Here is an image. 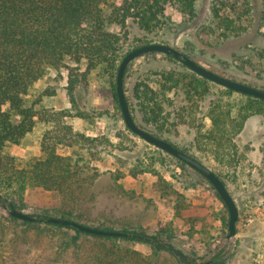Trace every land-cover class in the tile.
Returning <instances> with one entry per match:
<instances>
[{
  "label": "trees",
  "instance_id": "trees-1",
  "mask_svg": "<svg viewBox=\"0 0 264 264\" xmlns=\"http://www.w3.org/2000/svg\"><path fill=\"white\" fill-rule=\"evenodd\" d=\"M196 1L0 0V231L4 241L0 248V264H227L230 260L232 253L227 242L206 256H189L172 242L173 223L150 232L142 227H105V220L92 216L90 207L94 204L91 201L95 199L92 188L101 172L91 161L101 160L106 149L114 144L106 134L90 135L67 121L68 117H87L78 109L74 96L78 81L73 78L74 71L81 67H85L87 74L104 79L109 94L121 108L117 91L120 64L133 48L152 43L148 37L134 41L126 30L128 19L133 18L147 35H153L164 26L169 6L192 18L196 13ZM245 5L239 0L215 1L214 15L219 19L217 22L224 36H238L248 29L244 17L248 18L251 8ZM227 8H232L231 13L222 15ZM108 23L121 25L123 30L109 31ZM159 54L177 60L162 52H148L140 57ZM133 61L126 68L124 84L136 122L140 116L147 125L165 128L173 110L178 118L177 126L195 122L199 101L213 95L204 115V119L210 120V127L198 125L195 146L223 168L239 167L243 153L236 139L249 118L264 116V98L228 87L217 88L216 83L198 75L179 60L183 70L156 73L158 86L151 83V73L142 76L129 94L126 78ZM64 69L71 71L69 91L76 113L69 108L36 109L26 104L25 97L38 80L51 70L59 73ZM176 92L185 94V106H177L172 96ZM38 128L42 133L37 154L25 159L11 153L13 146L21 145ZM62 146L74 148L77 155L61 153ZM146 157L131 162L126 173L115 171L113 180L119 183L125 174L137 179L152 173L160 180L155 188L163 195L177 194L175 206L181 209L186 199L165 178L163 170L156 165V158ZM159 161L167 165L166 158L160 157ZM217 174L225 182L227 174ZM119 187L128 193L123 184L119 183ZM32 188L59 193L64 207L55 209V213L48 210L26 212L37 220L13 215V207L25 212L22 205L27 191ZM50 217L74 219L88 225L98 220L100 224L96 227L119 230L123 234L89 233L76 226L46 222ZM219 218L228 229L227 205ZM83 219L86 222L81 221ZM88 236L94 239L88 241ZM45 237H49L46 242L49 252L33 260L32 251L39 248ZM137 243L147 245L149 251L137 249Z\"/></svg>",
  "mask_w": 264,
  "mask_h": 264
},
{
  "label": "rangeland",
  "instance_id": "rangeland-1",
  "mask_svg": "<svg viewBox=\"0 0 264 264\" xmlns=\"http://www.w3.org/2000/svg\"><path fill=\"white\" fill-rule=\"evenodd\" d=\"M215 1L197 0L196 13L192 18L185 17L176 7L169 6L164 26L153 35H147L133 18L128 19L126 30L136 42L148 37V41L175 46L216 73L264 89V0H239L240 4L247 3L251 9L248 18L247 15L244 17L249 19L245 21L248 29L238 36L223 35V29L217 22L219 19L214 15ZM231 9L227 8L221 14L228 15ZM107 29L113 32L123 30L116 23H108ZM183 69L178 60L164 55L138 57L127 72L126 87L130 94L140 78L149 73L153 75L151 83L158 86L155 81L156 73ZM70 73L69 69L59 73L49 71L31 87L25 97L26 104L36 109L69 108L76 113L69 91L72 78ZM73 78L78 80L74 91L78 109L85 112L87 117H68L67 121L87 134H106L114 144L106 149L101 160L91 161L101 172L92 188L95 193V199L91 201L94 205L90 207L92 216L105 220V227H142L150 232L167 228L173 223L175 231L172 242L189 256L196 258L208 255L211 250L227 242L229 228H225L219 218L226 210V205L211 182L190 165H183L172 154L133 132L125 122L122 109L109 94L102 77L87 74L85 67H81L74 71ZM215 85L217 88L222 87ZM217 88H214V92H217ZM172 96L177 106L186 105L185 94L176 92ZM212 97L199 101L200 109L195 122L177 126L178 118H175L173 110L165 128L147 125L140 116L137 117V123L199 158L217 173L227 174L225 182L239 205L238 232L233 239L232 256L227 264H264V116L254 115L249 118L236 139L243 153L239 167L223 168L200 153L195 146L198 125L210 127V120L204 119V115ZM41 133L42 130L38 128L21 145L13 146L11 153L25 159L37 154ZM59 150L64 154L77 155L74 148L62 146ZM147 155L156 158V165L163 170L165 178L186 199L181 204V209L175 206L178 202L177 194L163 195L155 188L160 180L152 173H145L137 179L125 174L119 183L123 184L128 193H124L119 183L113 180L115 171L122 170L126 173L131 162L138 158L147 159ZM160 157L166 158L167 165H162ZM59 207H64L59 193L32 188L27 191L22 210H48L55 213V209ZM81 221L86 222V219ZM89 224L96 226L100 223L96 220ZM48 238L45 237L39 248L32 251L33 260L38 255L49 252L46 243ZM86 239L90 241L94 238L88 236ZM2 241L0 231V248L4 243ZM135 247L149 251L145 244L137 243Z\"/></svg>",
  "mask_w": 264,
  "mask_h": 264
},
{
  "label": "water",
  "instance_id": "water-1",
  "mask_svg": "<svg viewBox=\"0 0 264 264\" xmlns=\"http://www.w3.org/2000/svg\"><path fill=\"white\" fill-rule=\"evenodd\" d=\"M148 52H162L166 54H170L175 57L177 60L184 63L186 66L191 68L194 72L198 75L215 82L223 87L232 88L236 91L256 95L258 97L264 98V90L254 87L249 84L242 83L220 73H216L215 71L207 68L206 66L202 65L201 63L197 62L195 59L181 51L175 46L161 43V42H152L140 45L138 47L133 48L130 50L123 58L117 75V91L119 102L121 105L122 113L125 119L126 124L128 127L143 139L156 145L157 147L165 150L166 152L172 154L173 156L177 157L178 159L184 161L197 171H199L202 175H204L214 186L216 191L222 197L223 201L227 205L230 214L229 220V233L227 235V243L230 245V253L234 246V237L237 235V223L239 220V208L232 196L230 190L228 189L225 182L221 179V177L206 165L203 161L199 160L198 158L192 156L191 154L187 153L186 151L182 150L181 148L175 146L170 141L161 138L159 136L154 135L153 133L149 132L148 130L142 128L134 119L132 112L130 110V106L126 97L125 92V84H124V77L126 68L128 65L135 60L136 58L140 57L141 55L148 53ZM11 213L19 218L26 219V220H37L32 214H28L26 212H22L17 210L16 208L11 209ZM46 222H55L64 225H72L76 226L79 229L100 235H122L123 232L119 230H108L104 228H98L96 226L88 225L78 220L69 219V218H62V217H50Z\"/></svg>",
  "mask_w": 264,
  "mask_h": 264
}]
</instances>
